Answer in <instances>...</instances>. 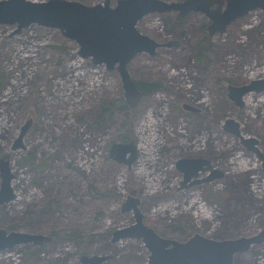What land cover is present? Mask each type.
Returning a JSON list of instances; mask_svg holds the SVG:
<instances>
[{"label":"rangeland","instance_id":"rangeland-1","mask_svg":"<svg viewBox=\"0 0 264 264\" xmlns=\"http://www.w3.org/2000/svg\"><path fill=\"white\" fill-rule=\"evenodd\" d=\"M68 1L94 6L105 0ZM110 2L115 7L118 0ZM203 23L208 19L201 13L180 18L177 12L138 23L142 34L179 45L130 62L135 82L159 81L163 90L128 111L119 73L80 57L79 45L61 31L34 24L14 34L17 25H0V161H10L16 195L0 204V229L53 237L42 247L1 252L0 264H83L84 256L108 257L102 264H149L141 240L114 242L115 232L135 222L132 211H122L129 196L140 200L144 223L166 239L187 242L200 234L222 241L264 232L262 161L223 130L228 119L238 121L264 155V92L247 95L239 108L227 90L264 77V11L213 37ZM206 37L211 47L200 64L197 46ZM112 104L105 123L102 106ZM30 119L24 147L14 151ZM114 143L137 145L132 167L111 158ZM183 159L211 162V171L195 179L213 170L223 176L182 188L177 163ZM1 184L0 176V190ZM263 255L264 241L233 264H258Z\"/></svg>","mask_w":264,"mask_h":264},{"label":"water","instance_id":"water-1","mask_svg":"<svg viewBox=\"0 0 264 264\" xmlns=\"http://www.w3.org/2000/svg\"><path fill=\"white\" fill-rule=\"evenodd\" d=\"M256 10L264 11V0H184L171 3L163 0H118L115 7L111 6L110 0L94 6L68 0L47 2L2 0L0 25H17L14 34H19L22 29L34 24L61 31L64 37L79 45L80 57L90 58L93 65H105L109 71L116 70L119 73L125 101L130 108H135L144 96L130 74L128 68L130 62L140 54L156 56L159 48L179 45L177 40L159 43L142 34L137 26L144 17L154 13L177 12L180 18H184L191 13H201L208 19V35L213 37L218 33L224 34L229 26ZM227 90L229 99L237 107L243 108L247 95L264 92V78L253 80L243 86L229 85ZM183 109L190 112L200 111L190 104H184ZM32 122L30 119L23 127L13 146L14 151L24 147L23 138ZM223 130L238 137L247 150L255 153L262 161L264 170V155L257 147V139L246 138L241 124L234 119H228ZM137 154L134 143H114L110 151L112 159L128 167H132ZM177 168L184 173L182 188L223 176V173L213 170L209 177L195 179L201 172L211 171V162L206 159H183L177 163ZM0 176L2 179L0 204L6 205L16 198L12 187L15 176L9 160L0 161ZM140 205L138 198L133 196L127 198L122 211H132L135 222L115 232L114 242L125 239L141 240L150 251L149 264H233L237 254L246 253L254 244L264 241V232L250 238L222 241L209 239L200 234H195L187 242L166 239L144 223ZM51 241L52 236L9 233L5 229H0V253L24 244L42 247ZM108 259L84 256L81 262L102 264Z\"/></svg>","mask_w":264,"mask_h":264},{"label":"trees","instance_id":"trees-1","mask_svg":"<svg viewBox=\"0 0 264 264\" xmlns=\"http://www.w3.org/2000/svg\"><path fill=\"white\" fill-rule=\"evenodd\" d=\"M207 28V23H203V29ZM210 38H202L197 46V57L200 62V64H204L206 58L203 56V54L210 49ZM137 87L139 90L143 93V96H149L151 94H154L156 92L163 90V84L159 81H151V80H142L136 82ZM123 107L128 111L129 107L126 103H123ZM116 106L114 104L112 105H104L101 109V118L103 122L110 123L113 117V112L115 111ZM127 141V140H126ZM73 237V236H71Z\"/></svg>","mask_w":264,"mask_h":264},{"label":"flooded vegetation","instance_id":"flooded-vegetation-1","mask_svg":"<svg viewBox=\"0 0 264 264\" xmlns=\"http://www.w3.org/2000/svg\"><path fill=\"white\" fill-rule=\"evenodd\" d=\"M264 256V255H263ZM258 264H264V261L263 260H260L259 262H258Z\"/></svg>","mask_w":264,"mask_h":264},{"label":"bare ground","instance_id":"bare-ground-1","mask_svg":"<svg viewBox=\"0 0 264 264\" xmlns=\"http://www.w3.org/2000/svg\"><path fill=\"white\" fill-rule=\"evenodd\" d=\"M1 89V88H0ZM136 145V144H135ZM136 148H137V151H138V147H137V145H136ZM257 156V155H256ZM258 157V156H257ZM260 159V158H259Z\"/></svg>","mask_w":264,"mask_h":264}]
</instances>
